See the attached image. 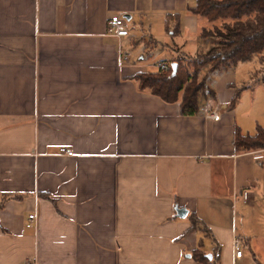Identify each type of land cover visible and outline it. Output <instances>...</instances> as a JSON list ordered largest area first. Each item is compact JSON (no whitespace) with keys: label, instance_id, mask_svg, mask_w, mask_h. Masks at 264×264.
I'll use <instances>...</instances> for the list:
<instances>
[{"label":"crops","instance_id":"0c3cea01","mask_svg":"<svg viewBox=\"0 0 264 264\" xmlns=\"http://www.w3.org/2000/svg\"><path fill=\"white\" fill-rule=\"evenodd\" d=\"M194 3L0 0V264H192L199 245L219 250L220 264H249L246 250L264 264V147L234 143L235 129L264 125L255 103L247 112L236 101L235 68L203 66L214 95L202 90L195 113L131 78L147 70L143 53L208 48ZM174 12L180 33L170 38ZM115 13L136 26L121 38L124 65L106 32Z\"/></svg>","mask_w":264,"mask_h":264},{"label":"trees","instance_id":"16d2710c","mask_svg":"<svg viewBox=\"0 0 264 264\" xmlns=\"http://www.w3.org/2000/svg\"><path fill=\"white\" fill-rule=\"evenodd\" d=\"M188 10L198 17V36L211 38L214 45L204 54L176 52L174 56L157 61L165 62L166 68L156 66L138 71L131 78L141 90L168 102L178 101L182 113H195L199 110L198 95L203 88L204 77L200 76L203 66L208 65L209 71H221L239 61L263 55L264 0H195ZM165 21L170 38L180 33L178 12L168 14ZM149 55L150 52L143 53L141 57L147 58ZM174 61L177 67L172 73L171 62ZM234 143L240 149L264 147V128L258 126L253 134H243L235 129ZM201 227L205 233H209L207 226ZM208 254L200 245L192 249V264H216L214 252L211 257Z\"/></svg>","mask_w":264,"mask_h":264},{"label":"rangeland","instance_id":"374dc122","mask_svg":"<svg viewBox=\"0 0 264 264\" xmlns=\"http://www.w3.org/2000/svg\"><path fill=\"white\" fill-rule=\"evenodd\" d=\"M128 22V28L131 30H135L136 26L134 24L133 20H127ZM155 29V28H154ZM204 40L208 43V48H202V53L204 54V52H206L210 46L214 45V42L211 38L207 37L204 38ZM149 45V44H148ZM174 47V46H173ZM176 49V48H174ZM132 56L134 59L138 58L140 56V49L138 48H132ZM200 51V53H201ZM204 51V52H203ZM198 53V54H200ZM197 55V54H195ZM163 55L157 53V52H153L151 51L150 56L147 57L148 59L143 60L141 63L143 65H147V69H154L156 68V64L157 61L159 59H161ZM137 60V59H136ZM148 63V64H147ZM236 65V64H235ZM235 68V72L236 75L239 77L237 79V87L239 88V93L236 94V101L238 103H241L242 106H244V111L247 110L248 112V107L251 106V104L255 103V107L254 109L256 110V114L254 116V118L259 119L258 124H262L264 125V115H261L259 111H261L260 109H256V103L258 102H264V53L262 56L258 57L253 56L251 59L248 60H244V61H239L237 63V65L234 67H232V69ZM203 70V68H202ZM214 74H217L215 72L217 71H211ZM200 76L204 77V81H203V88L202 90H207L208 91V80L210 75L206 74V73H201ZM214 77V76H213ZM243 85H246L245 87ZM243 86V88H242ZM241 87V88H240ZM208 95L210 94L211 97H213L214 95V91L209 90ZM260 107H262V109L264 108V104L261 105ZM252 110V113H255V110ZM251 117V116H250ZM255 129V128H254ZM246 257L249 260V264H258L252 257L251 253L246 250Z\"/></svg>","mask_w":264,"mask_h":264},{"label":"built area","instance_id":"2783aa9c","mask_svg":"<svg viewBox=\"0 0 264 264\" xmlns=\"http://www.w3.org/2000/svg\"><path fill=\"white\" fill-rule=\"evenodd\" d=\"M106 32L110 35H113L118 38L119 43H118V50H117V62L119 65H124L130 62V52L127 50L123 49V46L121 45V38L129 35V28H128V22L127 18L124 16L122 13H115L112 14L107 18V23H106ZM140 57V56H139ZM142 58V57H141ZM147 66V65H146ZM160 68H166L167 64L163 61L157 62V65ZM208 117L210 118H218V115L216 113H208ZM61 152H64L65 154H73V151L71 149H66L61 147L60 148ZM260 156V154L256 155ZM243 198H247L248 196V191L245 189L242 192ZM37 219V214L36 210L29 213L27 217V226H32L36 223ZM232 247H233V252L234 256H241L242 253V248H241V240L239 236H234L233 241H232ZM214 256L216 258L215 263L220 264L217 260L219 257V250H216L214 252Z\"/></svg>","mask_w":264,"mask_h":264},{"label":"water","instance_id":"95a60500","mask_svg":"<svg viewBox=\"0 0 264 264\" xmlns=\"http://www.w3.org/2000/svg\"><path fill=\"white\" fill-rule=\"evenodd\" d=\"M124 16L126 18H129V15H127V14H124ZM171 66H172V73H174L175 70H176V67H177V63L175 61L174 62H171ZM177 213L179 215L183 216V215L186 214V209H184V208H177ZM208 256L211 257V254L209 253Z\"/></svg>","mask_w":264,"mask_h":264}]
</instances>
